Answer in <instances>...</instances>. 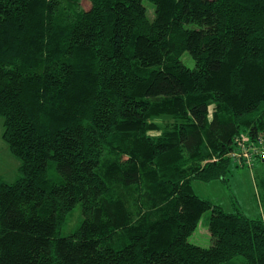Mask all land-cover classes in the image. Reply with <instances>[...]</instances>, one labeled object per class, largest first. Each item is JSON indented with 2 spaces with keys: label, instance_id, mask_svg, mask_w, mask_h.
Instances as JSON below:
<instances>
[{
  "label": "trees",
  "instance_id": "1",
  "mask_svg": "<svg viewBox=\"0 0 264 264\" xmlns=\"http://www.w3.org/2000/svg\"><path fill=\"white\" fill-rule=\"evenodd\" d=\"M148 1L0 0V264H264V216L192 189L264 164V0Z\"/></svg>",
  "mask_w": 264,
  "mask_h": 264
},
{
  "label": "rangeland",
  "instance_id": "2",
  "mask_svg": "<svg viewBox=\"0 0 264 264\" xmlns=\"http://www.w3.org/2000/svg\"><path fill=\"white\" fill-rule=\"evenodd\" d=\"M147 7V12L152 13L153 4L148 0H143ZM88 6L87 1L81 3ZM181 60L189 66L194 65L193 59L188 52H184ZM158 129L151 131L152 134L160 133L171 125V118L162 115L152 119ZM2 118L0 117V176L7 182H11L17 175L19 160L9 151L7 144L1 138ZM264 135L263 133H261ZM235 152L227 155L232 160L227 174V182L212 180L209 182L193 181L192 189L199 197L209 200L211 203L219 205L225 211L241 210L246 216L254 218L264 216V164L260 162L248 163L245 153L252 155L253 149L247 144L239 146ZM210 212H204L199 218L196 229L190 241L207 246L210 243L208 232V219ZM263 218V217H262ZM82 220L81 204H76L65 216L59 228V234L64 236L73 232ZM238 258V257H237ZM231 260L226 264H240L239 260ZM240 258V257H239Z\"/></svg>",
  "mask_w": 264,
  "mask_h": 264
},
{
  "label": "built area",
  "instance_id": "3",
  "mask_svg": "<svg viewBox=\"0 0 264 264\" xmlns=\"http://www.w3.org/2000/svg\"><path fill=\"white\" fill-rule=\"evenodd\" d=\"M247 155H249V154L245 153V157H247L246 160L248 163H251V154H250V156H247Z\"/></svg>",
  "mask_w": 264,
  "mask_h": 264
},
{
  "label": "crops",
  "instance_id": "4",
  "mask_svg": "<svg viewBox=\"0 0 264 264\" xmlns=\"http://www.w3.org/2000/svg\"><path fill=\"white\" fill-rule=\"evenodd\" d=\"M192 234H193V233H192ZM192 234H191V236H192ZM191 236H190V237H191Z\"/></svg>",
  "mask_w": 264,
  "mask_h": 264
}]
</instances>
